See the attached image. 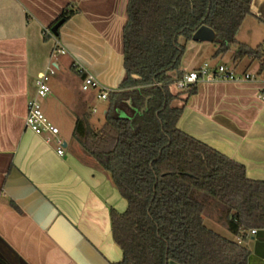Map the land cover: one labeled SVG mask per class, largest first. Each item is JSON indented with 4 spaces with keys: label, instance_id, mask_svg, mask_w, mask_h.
<instances>
[{
    "label": "crops",
    "instance_id": "1",
    "mask_svg": "<svg viewBox=\"0 0 264 264\" xmlns=\"http://www.w3.org/2000/svg\"><path fill=\"white\" fill-rule=\"evenodd\" d=\"M127 1L0 0V264H110L122 258L112 238L110 209L123 212L127 203L72 135L77 117L86 112L89 124L99 127L108 104L100 107L102 120L95 118V91L80 88L81 76L71 65L77 61L102 84L119 88ZM251 8L264 19V0H253ZM64 10H73L57 36L67 53L58 57L50 91L40 99L64 141L59 155L25 120L36 94L35 76L47 66L54 43L43 29H51ZM195 42L180 70L200 66L198 55L205 53L211 60L203 62L259 77L196 84L177 126L243 164L248 178L264 181V69L257 60L233 61L231 52L213 58L216 45ZM248 234L249 264H264V231ZM229 239L238 241L234 235Z\"/></svg>",
    "mask_w": 264,
    "mask_h": 264
},
{
    "label": "trees",
    "instance_id": "2",
    "mask_svg": "<svg viewBox=\"0 0 264 264\" xmlns=\"http://www.w3.org/2000/svg\"><path fill=\"white\" fill-rule=\"evenodd\" d=\"M252 1H127L123 79L106 99L102 124L91 126L86 112L72 134L127 203L123 212L110 209L112 238L122 252L110 264H248V233L264 229V181L248 178L243 164L178 128L197 88L172 92L171 86L183 74L179 39L191 40L201 26L215 33L213 58L231 52L233 61L257 60L263 71L264 42L250 46L236 37L246 17L264 23ZM204 216L238 241L208 228Z\"/></svg>",
    "mask_w": 264,
    "mask_h": 264
},
{
    "label": "built area",
    "instance_id": "3",
    "mask_svg": "<svg viewBox=\"0 0 264 264\" xmlns=\"http://www.w3.org/2000/svg\"><path fill=\"white\" fill-rule=\"evenodd\" d=\"M43 34L49 36L54 43L47 66L38 71L35 76L34 86L36 94L27 103L25 126L34 134L42 136L45 142L49 144L53 143L56 147V152L62 155L64 153V141L59 137V128L44 113L40 99L46 97L49 93L50 80L57 73L59 68L57 65L58 57L66 54L67 50L50 28H44ZM71 66L76 73L81 76L80 88L83 91H95L96 99L106 100L109 93L113 91L108 86L102 84L77 61H73ZM258 77V73H237L226 64H211L205 62L195 69L183 71L181 76L174 78L173 84L177 89H186L200 82H213L217 80L240 82L256 80ZM262 78L264 81V76ZM262 100H264V91ZM255 232V229L250 231L252 234Z\"/></svg>",
    "mask_w": 264,
    "mask_h": 264
},
{
    "label": "rangeland",
    "instance_id": "4",
    "mask_svg": "<svg viewBox=\"0 0 264 264\" xmlns=\"http://www.w3.org/2000/svg\"><path fill=\"white\" fill-rule=\"evenodd\" d=\"M236 37L239 41L241 42H245L249 45L255 46L258 43H261L264 41V24L263 23H259L257 21V18L255 19V17L252 16H248L246 21L244 23H242L240 29L238 30ZM179 41L181 43H184V39L180 38ZM206 45L205 46H210V47H214L216 44H212V42L209 41H205ZM196 42L195 41H188L185 45V50H184V56H188L189 52H190V48L191 46H195ZM205 53H201L200 55H198L200 57V61L203 63V61H207V60H211V54L210 56H208L206 58ZM229 63V60H227ZM208 63H212V62H208ZM216 64H219L218 62ZM179 89H177V87L172 84L171 86V91L172 92H176ZM96 109L98 110V112L95 114L94 113V117L96 118L97 116L102 120V113H100V107L102 105H105V103H107L105 100H101V99H96ZM173 105L175 106H179L181 105V101L180 100H175ZM100 120V121H101ZM204 224L212 229L213 231L219 233L220 235L226 237V238H233V235L228 232L222 225L218 224L217 222H215L214 220H212V218L208 217V216H204Z\"/></svg>",
    "mask_w": 264,
    "mask_h": 264
},
{
    "label": "water",
    "instance_id": "5",
    "mask_svg": "<svg viewBox=\"0 0 264 264\" xmlns=\"http://www.w3.org/2000/svg\"><path fill=\"white\" fill-rule=\"evenodd\" d=\"M64 22V19L58 20L55 24L52 25L51 31L53 32L54 35H58V28L60 25ZM215 38V33L212 29L206 27V26H201L199 27L192 35V40L194 41H209L213 42ZM259 231H264V229H259ZM254 238V236L252 237ZM251 260V255L249 257V262Z\"/></svg>",
    "mask_w": 264,
    "mask_h": 264
}]
</instances>
